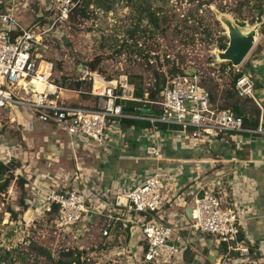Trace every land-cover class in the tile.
<instances>
[{"label":"built area","instance_id":"built-area-1","mask_svg":"<svg viewBox=\"0 0 264 264\" xmlns=\"http://www.w3.org/2000/svg\"><path fill=\"white\" fill-rule=\"evenodd\" d=\"M82 1L54 0L57 13L52 26L67 23ZM45 33L21 25L12 10L0 12V139L5 127L3 116H11L16 110L32 114L43 124L61 127L68 137L105 149L117 142L124 121L146 122L149 126L140 130L139 139L149 165L140 173L117 175L110 188L103 186L99 173L92 169H60L49 175L35 168L24 178L22 209L14 207L16 217L10 219L9 215L2 225L13 227L17 233L49 220L63 235L80 242V237L100 222V237L115 249L128 254L134 247L140 249L138 264H181L186 249L209 238L217 249H226L212 264H251L250 247L257 252L260 249L246 233L245 223L250 218L246 204L253 202L257 186L238 171L242 163L236 152L244 150L243 135L264 137L263 108L257 99L263 92L258 87L263 80L253 75L260 62L251 61L252 66L237 72L240 75L234 84L236 98L251 100L260 110L254 128L245 125L243 117L231 109L213 105L196 76H165L158 97L150 100L145 92L142 97L135 95L127 75L108 78L98 68L91 71L84 64L73 79L79 86L70 89L63 78L54 76L52 63L45 61L44 72H38L42 59L35 50ZM154 62L148 59L150 65ZM216 64L213 61L210 65L218 70ZM86 84L90 90L85 94L82 86ZM83 95L89 97V104L71 101ZM124 107L133 110L124 111ZM167 138L174 152L194 151L198 157H166L163 150ZM218 139L232 143L231 167L227 170L223 157H204L208 146ZM1 140L0 166L9 168L12 150ZM125 179L127 186L122 183ZM6 180L4 174L2 182ZM174 205L184 211H165ZM82 259L87 261L86 255Z\"/></svg>","mask_w":264,"mask_h":264},{"label":"rangeland","instance_id":"rangeland-1","mask_svg":"<svg viewBox=\"0 0 264 264\" xmlns=\"http://www.w3.org/2000/svg\"><path fill=\"white\" fill-rule=\"evenodd\" d=\"M1 3V12L14 5L18 7L14 15L21 25L46 31L35 54L39 60L52 63L54 76L71 80L70 89L75 87L73 79L78 67L97 57L102 60L97 66L101 74L108 78L125 74L145 93L160 78L165 80V76L174 75V67L194 72L213 105L237 109L248 123L257 118L253 102L238 100L232 94L231 81L251 61H258L260 65L253 75L264 83V0H101L102 6H97L95 0H83L79 8L85 9L87 5L84 16L77 8L67 23L54 26L57 13L54 2L48 7L39 0H1ZM25 3L28 4L23 6ZM258 7L263 12L261 16ZM146 11L158 18L156 25L147 18ZM226 19L243 22V32L256 31L255 43L238 67L217 61V40L224 37L228 42ZM150 58L155 59L152 65L148 63ZM213 61L218 70L211 67ZM82 89L86 94L90 86L83 85ZM71 101L89 104V97L76 96ZM3 120L1 139L11 148L13 158L12 167L5 173L6 187L0 190V264H55L62 251L79 248L86 255V264H138L140 249L134 247V255L115 249L114 244L100 237V222L80 237V242L73 241L71 235H63L49 220L17 233L2 222L9 215L10 219L16 217L14 207L22 209L26 197L24 178L35 168L49 175L75 167L92 169L104 177L140 173L146 165L145 155L139 156L144 152L140 149L139 132L121 126L117 142L111 149H105L68 137L61 127L43 124L32 114L19 110L3 116ZM122 183L127 186L126 179ZM1 184L2 181L0 187ZM204 242L208 243L205 238L201 243L196 241L195 251L186 249L185 264L208 263L205 258L208 249L201 245Z\"/></svg>","mask_w":264,"mask_h":264},{"label":"crops","instance_id":"crops-1","mask_svg":"<svg viewBox=\"0 0 264 264\" xmlns=\"http://www.w3.org/2000/svg\"><path fill=\"white\" fill-rule=\"evenodd\" d=\"M13 1V0H12ZM41 3H46L47 7L48 5H52L54 0H39ZM1 0H0V5H1ZM28 3L22 4L23 6ZM18 7L14 5L12 9L13 10L17 9ZM18 10V9H17ZM5 11H8L6 9ZM1 12V11H0ZM4 12V11H3ZM28 25V24H27ZM41 63H46L45 61L42 60ZM263 86L260 85L259 88H263V92L261 94L257 95V99L260 103H263L262 108H263V119H264V83H262ZM257 118L254 120L256 122L255 127H257L259 119L261 117V113L258 110ZM251 127V126H250ZM254 127V128H255ZM131 130V129H130ZM134 130V129H133ZM139 134L138 133V139H139ZM243 151L236 152V157L241 161V165L237 167L238 171L240 173L244 174L245 176L251 178L253 181L256 183V191L257 195L254 198L253 202L249 205V203L246 204V208L250 206V218L247 220L245 223L246 227V233L249 238L252 239L254 246L259 247L260 251L257 252L254 247H250L251 250V257L250 261L251 264H264V137L263 136H257V135H243ZM139 144L141 145V148L143 150V142L139 139ZM255 146L253 147V145ZM209 151L206 150L205 152L206 155L204 157H212V156H220L223 157L225 160H227V163L224 165V169H229L231 167V164L229 163L231 160L230 158V152L232 150V143L230 142H224L221 141V139H218L216 143H213L212 145L210 144L208 146ZM144 151V150H143ZM164 154L168 158H176V159H182L185 157H198V154L195 153L194 151H188V150H180L178 152H174L173 149L170 147V140L167 138L163 150ZM144 156L143 154H140L139 156ZM145 161L146 167H148L149 162ZM99 177L101 178V182H103V186L105 185L107 188H110L111 181L115 179L112 175L108 177H104L100 172ZM104 177V178H103ZM107 178V179H105ZM185 180H182L181 184H183ZM118 187V186H117ZM116 187V188H117ZM188 208L185 209V213ZM165 211L167 213H182L184 211L183 207L180 206H171V207H165ZM207 242H204V247L208 249V256L205 258L208 260V262H213L216 259H218L222 254L221 249H217L214 243L209 239L205 238ZM204 238L198 242L201 243L203 242ZM196 243V242H195ZM194 243V244H195ZM190 251H195L193 248ZM187 250L185 251V253ZM184 253V254H185ZM219 254V257L217 255ZM184 263V256H183V262Z\"/></svg>","mask_w":264,"mask_h":264},{"label":"trees","instance_id":"trees-1","mask_svg":"<svg viewBox=\"0 0 264 264\" xmlns=\"http://www.w3.org/2000/svg\"><path fill=\"white\" fill-rule=\"evenodd\" d=\"M95 3L97 6H102L101 5V0H95ZM80 7V6H79ZM77 7V8H79ZM87 7V5H86ZM86 7L85 9H80L79 12L81 13V15H85L86 13ZM253 7L256 8V5H253ZM77 8H75L70 16H69V19L72 18L75 13L77 12ZM259 9V12H258V15L261 16L263 14L262 10L258 7ZM106 10H108V8H106ZM145 14H147V18H150V21L156 25L157 22H158V18H155L154 17V13H151L149 11H146ZM211 43V42H209ZM217 43H218V49L220 51L224 50L227 46V40H225L224 37H221L219 38V40H217ZM101 59L99 57L97 58H94L92 59L90 62L87 63L89 69L91 71H94L97 66L101 63ZM230 65V64H229ZM172 73H174V75H177V74H185V72H182L180 69L178 68H172ZM240 73H235L233 76H232V81H231V86H232V94L236 97V91L234 90V84H235V81L236 79L239 77ZM161 80V81H160ZM160 80L156 81L155 84L153 85V88L151 90H149V92L147 93L148 95V98L150 100H155L158 95H159V92L161 91L162 89V86L164 84V79L163 78H160ZM130 83H132L134 86H135V95L137 97H142L144 91L139 87L137 86L136 84H134L135 82L133 81V78H130L129 79ZM64 85L66 87H70L71 84L68 82V81H64ZM259 85L262 86V83H259ZM75 87H78L79 84H74ZM250 102V100H248V103ZM232 110V109H231ZM233 111V110H232ZM235 111V112H234ZM233 113L235 115H240V113L238 112L237 109H234ZM244 124L247 125V126H251V127H255L256 125V122H250L248 123V120L244 119ZM123 125L127 128H130L132 127L136 132H139L140 130L146 128L149 126L148 123L146 122H139V121H124L123 122ZM163 129V128H162ZM12 167V164L10 165ZM9 170L7 167H3V166H0V181H2L3 179V175L5 173H7ZM10 174L12 175V172H10ZM6 182H3V184H1V187H0V190H3L5 187H6ZM222 252H226V249L225 247L222 248ZM188 252H186L184 254V259L186 257V254ZM85 256L84 252L83 251H79L77 249H74V250H66V251H62L61 254H60V258L55 262V264H86L85 260H83L82 258ZM207 264H212L211 262H208Z\"/></svg>","mask_w":264,"mask_h":264},{"label":"water","instance_id":"water-1","mask_svg":"<svg viewBox=\"0 0 264 264\" xmlns=\"http://www.w3.org/2000/svg\"><path fill=\"white\" fill-rule=\"evenodd\" d=\"M224 25L227 29V46L224 50L216 51V57L218 62H227L231 64L232 67H238L244 61L250 50L252 49L255 39H256V31L251 30L248 32H243L242 28L245 24L239 20H235L231 22L229 20L224 21ZM82 67L79 66L78 70ZM187 76L193 77L195 76L194 72L188 70L185 72ZM124 111H132L131 107H124ZM149 110H145L144 113H148ZM156 114V112H154ZM30 211H28L25 215V220H27ZM186 215L189 217L190 210L187 209Z\"/></svg>","mask_w":264,"mask_h":264},{"label":"bare ground","instance_id":"bare-ground-1","mask_svg":"<svg viewBox=\"0 0 264 264\" xmlns=\"http://www.w3.org/2000/svg\"><path fill=\"white\" fill-rule=\"evenodd\" d=\"M46 66H47L46 63H40L38 72H39V73L44 72ZM250 101H251V100H250ZM251 102H252V101H251Z\"/></svg>","mask_w":264,"mask_h":264}]
</instances>
